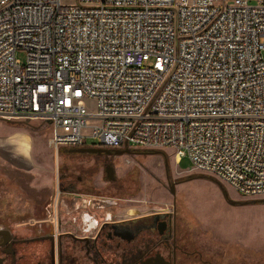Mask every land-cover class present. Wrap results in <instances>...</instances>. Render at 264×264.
<instances>
[{
  "label": "built area",
  "instance_id": "built-area-1",
  "mask_svg": "<svg viewBox=\"0 0 264 264\" xmlns=\"http://www.w3.org/2000/svg\"><path fill=\"white\" fill-rule=\"evenodd\" d=\"M21 118L56 152L172 149L262 197L264 0H0V120Z\"/></svg>",
  "mask_w": 264,
  "mask_h": 264
},
{
  "label": "rangeland",
  "instance_id": "rangeland-1",
  "mask_svg": "<svg viewBox=\"0 0 264 264\" xmlns=\"http://www.w3.org/2000/svg\"><path fill=\"white\" fill-rule=\"evenodd\" d=\"M63 2L74 5L77 0ZM17 58L25 62L27 56L20 52ZM86 106L90 113L96 112L95 100L87 99ZM51 138L52 128L46 122L0 120L2 212L20 214L32 211L36 202H61L65 198L62 188L83 178L84 184L108 186L107 192L119 201L117 217L168 210L176 200L181 216H190L197 223L198 239L209 243L213 264H264V196H241L216 178L194 170L189 159L178 163L172 149H130V154L112 160L116 181L110 183L97 157L70 153L68 148L56 152ZM98 145V140H88V147Z\"/></svg>",
  "mask_w": 264,
  "mask_h": 264
},
{
  "label": "flooded vegetation",
  "instance_id": "flooded-vegetation-1",
  "mask_svg": "<svg viewBox=\"0 0 264 264\" xmlns=\"http://www.w3.org/2000/svg\"><path fill=\"white\" fill-rule=\"evenodd\" d=\"M92 156L116 181L112 160L119 156ZM84 183L66 185L65 198L52 205L0 210V264H213L209 243L198 239L197 223L181 216L176 200L168 210L117 217L119 201L108 186Z\"/></svg>",
  "mask_w": 264,
  "mask_h": 264
},
{
  "label": "water",
  "instance_id": "water-1",
  "mask_svg": "<svg viewBox=\"0 0 264 264\" xmlns=\"http://www.w3.org/2000/svg\"><path fill=\"white\" fill-rule=\"evenodd\" d=\"M69 152L83 154V155H102V154H112L114 152L115 155H118V156L131 153L130 149H125L123 151H120V150L113 151V150H108V149L99 148V147H84V148H79V149H72ZM156 153L159 154V152H156ZM219 186L222 188L221 183L219 184ZM171 192L175 197L176 196L175 186L171 187ZM223 192L225 194V197L227 198V200L229 201L231 205L236 206L238 204L237 202H233L232 200H229L228 194L225 190H223Z\"/></svg>",
  "mask_w": 264,
  "mask_h": 264
},
{
  "label": "bare ground",
  "instance_id": "bare-ground-1",
  "mask_svg": "<svg viewBox=\"0 0 264 264\" xmlns=\"http://www.w3.org/2000/svg\"><path fill=\"white\" fill-rule=\"evenodd\" d=\"M177 161H178V159H177Z\"/></svg>",
  "mask_w": 264,
  "mask_h": 264
}]
</instances>
